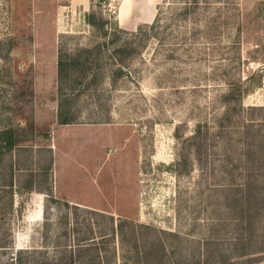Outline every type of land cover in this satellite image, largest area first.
<instances>
[{
  "label": "rangeland",
  "instance_id": "obj_1",
  "mask_svg": "<svg viewBox=\"0 0 264 264\" xmlns=\"http://www.w3.org/2000/svg\"><path fill=\"white\" fill-rule=\"evenodd\" d=\"M29 122L50 138L0 153V264L87 236L109 264H264V0H0V129ZM96 175L135 198L98 204Z\"/></svg>",
  "mask_w": 264,
  "mask_h": 264
},
{
  "label": "trees",
  "instance_id": "obj_2",
  "mask_svg": "<svg viewBox=\"0 0 264 264\" xmlns=\"http://www.w3.org/2000/svg\"><path fill=\"white\" fill-rule=\"evenodd\" d=\"M86 19L92 25L95 26L97 25L102 28L104 27L103 21L97 23L93 11H88L86 13ZM148 25H149L148 23L140 24L136 31L130 33L131 36L137 35L142 30V28H145ZM104 33H106V31H104ZM65 64H66L65 60L62 57H59L57 61V67L59 70L60 78H61V72L65 67ZM64 107L65 106L62 103L59 105V109L57 110V122L59 123L74 122L75 121L74 117L72 115H68L67 114L68 111ZM27 131H30V133L33 135L35 134L42 135L45 139L50 138V131L37 130L32 122H29L25 126H21V127H16V126L2 127L0 129V153L11 149L21 141L30 139V137H28L29 135H27ZM48 148L51 147L49 146ZM49 167L50 166H48L47 168ZM24 187L27 190H31L33 188L31 175L28 181L26 182V184L24 185ZM65 204L69 205L67 201H65ZM249 218L246 219L248 221V224H250L251 222L249 221ZM93 238H94L93 236H89V237L87 236L81 239H77L72 244L63 243L59 245L60 249H58L59 254L57 256L55 255L54 257H47L42 254L41 264H109L110 261L109 258H107V256L103 257L100 254L99 247H97L94 241L90 242L91 239L93 240ZM24 249L25 250L20 249L18 251L20 253L24 251L26 253L32 254L33 256L36 253L40 252L36 247L24 248ZM18 261L20 262V260ZM36 263H37L36 261L33 262V264ZM132 264H152V263L149 261H142L137 259Z\"/></svg>",
  "mask_w": 264,
  "mask_h": 264
},
{
  "label": "crops",
  "instance_id": "obj_3",
  "mask_svg": "<svg viewBox=\"0 0 264 264\" xmlns=\"http://www.w3.org/2000/svg\"><path fill=\"white\" fill-rule=\"evenodd\" d=\"M60 124H62L64 126L65 125H79V124H74L72 122L71 123L70 122L69 123H60ZM81 125H79V126H81ZM98 125L99 126L100 125H107L109 127L114 126L113 124H110V123L97 124L95 126H98ZM122 126H124V125H122ZM117 127H121V126H117ZM126 127H128V126L126 125ZM115 132H116V134H113L112 130L108 132L107 136L110 139V141H112L116 138L120 139L121 136L123 139H127L128 135H130V132L129 133H120L119 129H117ZM133 132H134V130H133ZM121 134H123V135H121ZM125 149H126V151L128 150L127 148H125ZM125 149H123V150H125ZM96 177H97L96 179L93 177V180H94V183L96 185L98 192L101 193L100 195H98L97 200H95V202H97L98 204L103 203V205H106V204H104V200L107 201L108 197H110V195L107 194V192L110 190H113L111 195H114V194L116 195V199H117L118 204L120 203L121 196L134 195V198H135V195H136V178H135V175H133V177L131 175L129 177H124V178L118 180L119 183L117 182V180H115L117 177L116 178L112 177V176L107 177V175H102V176L96 175ZM114 183L117 184V187H114ZM114 189H115V191H114ZM88 199L89 198H87V200L86 199L85 200H75V199L67 198L66 200L72 204L85 205L90 201ZM79 202H81V203H79ZM86 206H90V205L87 204ZM111 209L102 207V210H105V211L106 210L108 211Z\"/></svg>",
  "mask_w": 264,
  "mask_h": 264
}]
</instances>
